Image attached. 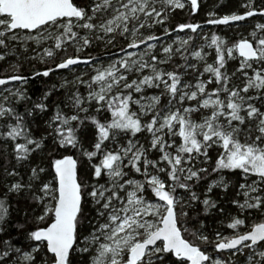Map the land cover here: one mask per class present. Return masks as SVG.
<instances>
[{
  "label": "snow or ice",
  "instance_id": "1",
  "mask_svg": "<svg viewBox=\"0 0 264 264\" xmlns=\"http://www.w3.org/2000/svg\"><path fill=\"white\" fill-rule=\"evenodd\" d=\"M0 264H264V0H0Z\"/></svg>",
  "mask_w": 264,
  "mask_h": 264
},
{
  "label": "trees",
  "instance_id": "2",
  "mask_svg": "<svg viewBox=\"0 0 264 264\" xmlns=\"http://www.w3.org/2000/svg\"><path fill=\"white\" fill-rule=\"evenodd\" d=\"M226 31V29H225ZM42 87L41 83L39 80L35 81L32 85H31V88L33 90V92H37L40 90V88Z\"/></svg>",
  "mask_w": 264,
  "mask_h": 264
}]
</instances>
